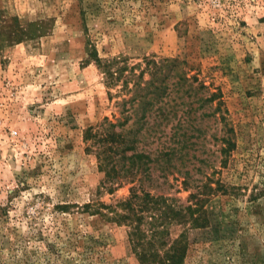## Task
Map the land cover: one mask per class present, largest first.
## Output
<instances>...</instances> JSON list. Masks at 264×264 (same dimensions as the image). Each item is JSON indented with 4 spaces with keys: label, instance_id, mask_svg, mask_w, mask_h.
Masks as SVG:
<instances>
[{
    "label": "rangeland",
    "instance_id": "374dc122",
    "mask_svg": "<svg viewBox=\"0 0 264 264\" xmlns=\"http://www.w3.org/2000/svg\"><path fill=\"white\" fill-rule=\"evenodd\" d=\"M94 53L129 70L183 61L226 123L180 111L183 138L138 142L152 163L109 193L85 135L130 95L123 80L107 88ZM132 188L199 210L200 227L157 223L158 260L184 235V264H264V0H0V264H141L109 209Z\"/></svg>",
    "mask_w": 264,
    "mask_h": 264
},
{
    "label": "trees",
    "instance_id": "16d2710c",
    "mask_svg": "<svg viewBox=\"0 0 264 264\" xmlns=\"http://www.w3.org/2000/svg\"><path fill=\"white\" fill-rule=\"evenodd\" d=\"M16 33L15 41L21 42L25 31L19 26ZM93 57L106 78L107 88L111 89L123 80V87L130 95L128 99L122 100L121 118L117 122L105 118L96 128L88 129L85 135L86 141H91V147L96 148L100 168L105 173L100 188L109 193H113L115 186L124 179L135 181V174L147 169L148 164L152 163L149 154L136 151L138 142L162 138L180 141L183 138L186 125H180L184 121V118L179 117L180 111L184 116L197 118L196 111L210 110V113H206L207 116L220 114L219 119L224 123L227 121L221 95L210 93L197 77H190L185 63L179 59L158 60L155 56H145L144 68L137 64L129 70L125 58L102 60L96 53ZM136 68L139 69V74H136ZM170 125L172 127L168 133ZM227 142L230 149L234 148L231 140ZM129 151L132 154L128 155ZM171 152L162 147L155 153L170 156ZM90 207L105 209L100 202L87 206ZM109 209L117 224L123 223L130 227L131 244L141 264H184L187 249L184 235H180L171 249L165 252V261L158 260L160 256L155 247H158L157 244L163 247L165 242L161 238L164 232L158 230L157 223L164 217H173L182 222L188 218L194 226H203L200 217L196 216L199 213L197 208L189 206L184 213L170 204L166 197L154 196L149 192L139 193L135 188H132L128 199L118 202L116 206H109ZM146 224L152 228L150 233L153 234V239H148V231L143 228Z\"/></svg>",
    "mask_w": 264,
    "mask_h": 264
}]
</instances>
